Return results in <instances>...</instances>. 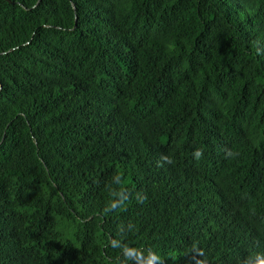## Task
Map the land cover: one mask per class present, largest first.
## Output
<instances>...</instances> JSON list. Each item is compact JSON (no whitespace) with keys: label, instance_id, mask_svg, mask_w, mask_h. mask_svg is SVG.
<instances>
[{"label":"trees","instance_id":"trees-1","mask_svg":"<svg viewBox=\"0 0 264 264\" xmlns=\"http://www.w3.org/2000/svg\"><path fill=\"white\" fill-rule=\"evenodd\" d=\"M0 264H264V0H0Z\"/></svg>","mask_w":264,"mask_h":264},{"label":"clouds","instance_id":"clouds-1","mask_svg":"<svg viewBox=\"0 0 264 264\" xmlns=\"http://www.w3.org/2000/svg\"><path fill=\"white\" fill-rule=\"evenodd\" d=\"M196 155L199 156V155H201V153L199 151H197Z\"/></svg>","mask_w":264,"mask_h":264}]
</instances>
